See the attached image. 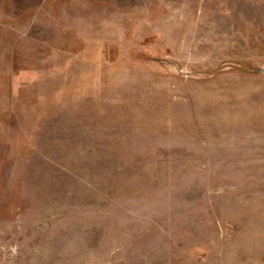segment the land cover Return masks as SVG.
<instances>
[{"label":"rangeland","instance_id":"374dc122","mask_svg":"<svg viewBox=\"0 0 264 264\" xmlns=\"http://www.w3.org/2000/svg\"><path fill=\"white\" fill-rule=\"evenodd\" d=\"M0 264H264V0H0Z\"/></svg>","mask_w":264,"mask_h":264}]
</instances>
